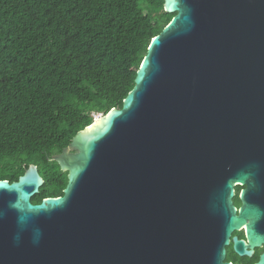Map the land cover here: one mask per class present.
Listing matches in <instances>:
<instances>
[{
  "label": "water",
  "instance_id": "obj_1",
  "mask_svg": "<svg viewBox=\"0 0 264 264\" xmlns=\"http://www.w3.org/2000/svg\"><path fill=\"white\" fill-rule=\"evenodd\" d=\"M162 1L121 108L48 158L62 196L31 202L32 164L0 180V264H220L260 215L232 198L264 180V0Z\"/></svg>",
  "mask_w": 264,
  "mask_h": 264
},
{
  "label": "trees",
  "instance_id": "obj_2",
  "mask_svg": "<svg viewBox=\"0 0 264 264\" xmlns=\"http://www.w3.org/2000/svg\"><path fill=\"white\" fill-rule=\"evenodd\" d=\"M173 16L162 0H0V180L32 164L43 185L31 202L62 196L67 173L48 158L121 108Z\"/></svg>",
  "mask_w": 264,
  "mask_h": 264
},
{
  "label": "flooded vegetation",
  "instance_id": "obj_3",
  "mask_svg": "<svg viewBox=\"0 0 264 264\" xmlns=\"http://www.w3.org/2000/svg\"><path fill=\"white\" fill-rule=\"evenodd\" d=\"M233 193L232 203L236 214L245 205L256 209L260 215L255 220L244 217V224L230 234L220 264H264V180L251 189L247 184H236ZM247 228L251 231L250 236ZM236 241L241 243V252L235 247Z\"/></svg>",
  "mask_w": 264,
  "mask_h": 264
},
{
  "label": "built area",
  "instance_id": "obj_4",
  "mask_svg": "<svg viewBox=\"0 0 264 264\" xmlns=\"http://www.w3.org/2000/svg\"><path fill=\"white\" fill-rule=\"evenodd\" d=\"M102 115L101 114H94L93 115V120H95V119H97V118H99V117H101Z\"/></svg>",
  "mask_w": 264,
  "mask_h": 264
},
{
  "label": "bare ground",
  "instance_id": "obj_5",
  "mask_svg": "<svg viewBox=\"0 0 264 264\" xmlns=\"http://www.w3.org/2000/svg\"><path fill=\"white\" fill-rule=\"evenodd\" d=\"M96 121H98V120L96 119Z\"/></svg>",
  "mask_w": 264,
  "mask_h": 264
}]
</instances>
